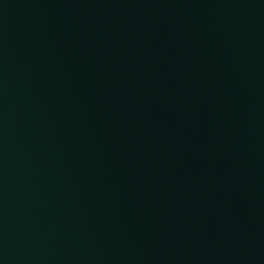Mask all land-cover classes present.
Here are the masks:
<instances>
[{"label": "water", "instance_id": "1", "mask_svg": "<svg viewBox=\"0 0 264 264\" xmlns=\"http://www.w3.org/2000/svg\"><path fill=\"white\" fill-rule=\"evenodd\" d=\"M0 264H264V0H0Z\"/></svg>", "mask_w": 264, "mask_h": 264}]
</instances>
